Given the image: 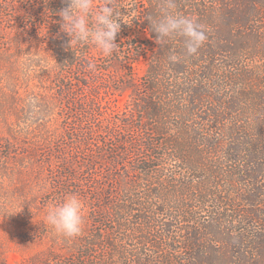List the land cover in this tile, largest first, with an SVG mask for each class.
I'll use <instances>...</instances> for the list:
<instances>
[{
    "label": "trees",
    "instance_id": "1",
    "mask_svg": "<svg viewBox=\"0 0 264 264\" xmlns=\"http://www.w3.org/2000/svg\"><path fill=\"white\" fill-rule=\"evenodd\" d=\"M117 2L127 24L119 52L105 57L93 45L69 47L59 16L67 0H0V21L18 30L0 39L6 86L15 90V74L33 68L24 82L54 84L62 101L25 131L52 134L55 120L79 127L51 165L56 199L78 195L85 225L75 238L49 230L63 249L46 264H264V0H176L208 36L191 56L183 38L156 43L149 18L160 0ZM37 53L46 68L25 63ZM142 58L146 72L121 109L112 89ZM117 64L125 75L105 86ZM10 103L3 96L0 111L13 110L16 119L2 121L16 134L30 105ZM107 109L114 126L101 118Z\"/></svg>",
    "mask_w": 264,
    "mask_h": 264
},
{
    "label": "rangeland",
    "instance_id": "2",
    "mask_svg": "<svg viewBox=\"0 0 264 264\" xmlns=\"http://www.w3.org/2000/svg\"><path fill=\"white\" fill-rule=\"evenodd\" d=\"M16 33L18 30L8 28L6 22L0 21V39L2 36L11 39ZM146 38L147 36L143 34L142 39ZM96 53L99 55V50ZM147 60L148 58H142L136 64L133 78L126 77L124 80L126 85L118 90L112 89L116 93L115 97L121 109H124L131 100L135 85L145 74ZM16 62V59H11V63ZM1 64L8 66L6 63ZM34 71L33 68H24L15 74L17 77L15 90L6 86L8 85L6 79H9V76L3 73L0 76V104L3 96L4 100L9 96L10 106L16 104L18 97L20 103L24 105H30L28 103L30 98L36 99L39 112L48 105H60L62 101L54 89V84L42 89L33 86L32 82H24L28 75L35 74ZM125 73L126 70L117 64L102 76L101 82L112 88L114 81L123 78ZM27 111L28 109L24 112L25 115ZM4 114H8L12 120L16 119L12 109L0 111V264H43L44 261L46 264L52 250L60 251L61 247L63 249V244L58 240L57 244L53 238L51 232L55 233L54 229L46 222L49 208L62 203L56 199L58 177L56 168L51 164H58L57 157L68 155L63 152H68L69 137L78 125L77 123L64 125L61 120H55L52 124V134H44L40 130L34 133L25 131L24 123H20L17 133L12 134L8 123L2 121ZM38 117L45 118L44 122L48 118L40 114ZM58 117L59 115L54 113L50 119ZM101 118L104 124L114 126L113 109H107ZM46 224L49 229L45 232Z\"/></svg>",
    "mask_w": 264,
    "mask_h": 264
},
{
    "label": "clouds",
    "instance_id": "3",
    "mask_svg": "<svg viewBox=\"0 0 264 264\" xmlns=\"http://www.w3.org/2000/svg\"><path fill=\"white\" fill-rule=\"evenodd\" d=\"M68 6L59 12L61 30L70 37L69 47L93 45L99 52L110 57L119 52L120 45L116 42L121 32L122 24H127L117 0H103L97 4L96 0H67ZM159 16L149 18L151 30L156 36V43L162 44L176 37L183 38L184 48L188 55H195L208 36L205 29L195 18L178 14L176 0H160ZM130 15V14H129ZM170 59L175 62L178 57L173 54ZM25 63L29 66L38 65L46 68L49 63L46 56L39 53L27 55ZM90 69L95 64L89 63ZM30 111L23 127L39 116L36 99L30 98ZM46 222L57 234L66 238H75L83 232L85 225L84 202L76 194L67 195L63 202L49 208Z\"/></svg>",
    "mask_w": 264,
    "mask_h": 264
}]
</instances>
